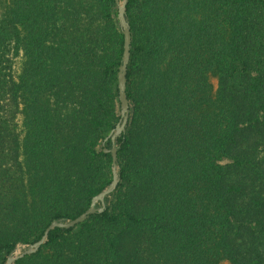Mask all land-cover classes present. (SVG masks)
<instances>
[{
  "label": "trees",
  "instance_id": "1",
  "mask_svg": "<svg viewBox=\"0 0 264 264\" xmlns=\"http://www.w3.org/2000/svg\"><path fill=\"white\" fill-rule=\"evenodd\" d=\"M127 18L121 179L15 264H264V0ZM123 52L116 0H0V264L111 182Z\"/></svg>",
  "mask_w": 264,
  "mask_h": 264
},
{
  "label": "water",
  "instance_id": "2",
  "mask_svg": "<svg viewBox=\"0 0 264 264\" xmlns=\"http://www.w3.org/2000/svg\"><path fill=\"white\" fill-rule=\"evenodd\" d=\"M118 3V18L121 29L124 33V52L122 57V62L119 67V99H120V119L114 130L111 131L109 136L106 138H111L113 143L111 148H105L106 152L110 151L113 158V178L106 188L100 191L97 195L93 197L91 205L80 215L73 219H55L53 220L45 229L42 237L35 242L24 245L19 253L12 252L7 259V264H15V261L25 255H30L39 250L41 245L47 240L48 234L54 227H72L77 223L82 222L87 219L91 213L96 211H103L106 208V197L113 193L121 179L120 173L118 171V137L126 130V126L130 115V101L127 94V71L128 63L130 61L131 55V43H132V31L131 25L127 18V4L128 0H116ZM97 203L100 206L97 207Z\"/></svg>",
  "mask_w": 264,
  "mask_h": 264
},
{
  "label": "rangeland",
  "instance_id": "3",
  "mask_svg": "<svg viewBox=\"0 0 264 264\" xmlns=\"http://www.w3.org/2000/svg\"><path fill=\"white\" fill-rule=\"evenodd\" d=\"M24 245H26V244L20 245V246L16 249L15 253H19V251L21 250V248H22Z\"/></svg>",
  "mask_w": 264,
  "mask_h": 264
}]
</instances>
